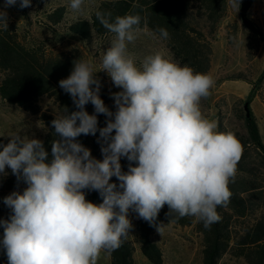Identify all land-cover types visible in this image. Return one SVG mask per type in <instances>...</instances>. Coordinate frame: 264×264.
Instances as JSON below:
<instances>
[{
	"label": "clouds",
	"instance_id": "9594fccd",
	"mask_svg": "<svg viewBox=\"0 0 264 264\" xmlns=\"http://www.w3.org/2000/svg\"><path fill=\"white\" fill-rule=\"evenodd\" d=\"M228 3L240 10L241 0ZM16 4L4 0L0 9V25L6 29V9ZM31 6L32 0H19L21 9ZM69 7L82 14L84 0H70ZM95 17L116 39L101 54L99 71L78 59L58 82L75 110L65 107L50 122L55 133L51 158L42 140L23 132L0 143V176L10 169L26 185L3 198L11 210L7 219H0V248L8 264H98L102 251L111 254L129 235L130 211L155 224L167 205V215L196 217L208 229L221 220L217 208L230 203L229 184L243 149L235 134L219 132L217 123L201 112L200 101L210 95L214 78L159 51L138 65L128 44L141 30V17L113 20L111 13L99 10ZM157 32L159 39H169L165 28ZM101 71L121 89L110 93L115 111L101 98L96 75ZM100 114L106 117L102 128ZM97 133L102 160L78 139ZM122 158L129 162L127 171ZM91 191L101 203L86 199Z\"/></svg>",
	"mask_w": 264,
	"mask_h": 264
},
{
	"label": "trees",
	"instance_id": "16d2710c",
	"mask_svg": "<svg viewBox=\"0 0 264 264\" xmlns=\"http://www.w3.org/2000/svg\"><path fill=\"white\" fill-rule=\"evenodd\" d=\"M256 1L258 0H241L239 10L243 26L254 36L255 49L261 41L264 42V28L256 26L248 16ZM0 2L4 3V0ZM16 6L19 7V0ZM229 8L228 0H100L90 19L69 21L66 8L59 5L45 13L44 24L55 33L77 36L92 48L97 39L115 35L99 23L95 17L96 11L111 13L113 20L116 16L139 15L140 29L156 33V37L159 36V28H165L169 32V39L163 41L182 65L190 66L195 72L208 74L212 55L211 43ZM21 10L29 19L30 15L25 8ZM28 37L18 29L8 14L7 29L0 25V95L8 103L19 105L30 113L40 114L48 128L47 135L40 140L44 142L50 159L51 141L55 138L50 122L55 118V114L41 112L37 102L47 96L54 101L60 113L65 111V107L69 111L75 110L70 96L59 87L58 82L68 77L73 68V61H86V57L78 48L48 52L45 42H40L32 36ZM96 75L102 83L101 98L106 106L115 111L108 84L111 79L103 71ZM247 100H250L251 104V98ZM247 100H239L233 108L242 123L239 128L229 129L223 118L218 120L217 130L235 134L243 151L234 182L229 184L232 192L230 203L227 207L217 208L221 220L208 229L199 219L195 224L196 232L201 235L203 243L201 264H220L226 255L243 259L246 264H264V140L250 105V117L247 116L244 108ZM86 110L90 114L93 113L91 103L86 105ZM105 123L106 117L100 114L98 126L102 128ZM98 137L99 133L96 136L81 135L78 139L91 150L94 158L102 160ZM7 142L8 139H0V143ZM128 163L126 159H121L124 171H127ZM7 172V176H0L2 189L15 190L26 187L23 182H17L10 169ZM112 181L118 183L115 177ZM86 199L97 204L102 202L95 191L87 192ZM168 212V206L165 205L155 224H149L137 217L136 233L140 250L152 264H164L162 249L154 240L155 231L159 226L175 224L185 227L195 223V217L181 218L178 214L169 216ZM2 237L3 228L0 227V239ZM135 253L136 246L128 235L122 246L111 253V262L136 264ZM0 264H8L2 248Z\"/></svg>",
	"mask_w": 264,
	"mask_h": 264
},
{
	"label": "rangeland",
	"instance_id": "374dc122",
	"mask_svg": "<svg viewBox=\"0 0 264 264\" xmlns=\"http://www.w3.org/2000/svg\"><path fill=\"white\" fill-rule=\"evenodd\" d=\"M99 2L100 0H84L82 14L72 12L69 7L70 0H32V6L25 8L27 14L30 15L29 19L24 16L18 6L7 8L6 11L13 23L27 37L32 36L40 42H45V48L48 52H61L78 48L84 53L86 61L91 62L94 68L99 71L101 54L111 46L116 35L97 39L90 48L79 37L55 33L44 24L45 13L53 7L64 6L67 19L74 21L80 18L90 19ZM3 4L0 2V9H3ZM248 16L256 26L264 28V0L256 1L249 10ZM253 37L243 26L239 11L236 12L230 5L228 14L221 22L211 43L212 55L208 75L214 78L215 84L210 89V95L201 99L200 109L205 118L217 123V127L221 117L229 129L239 128L242 123L233 108L239 100L244 102L250 97L251 110L255 115L264 140V42L261 41L258 48L255 49L256 43ZM128 51L138 65L145 57L158 51L167 58L179 62L165 41L150 35L146 29H141L137 33L136 40L128 44ZM1 76L0 73V78ZM108 84L110 93L121 91V89L113 86L111 81ZM37 106L41 112L60 114L58 107L50 97L40 98ZM18 132H23L22 134L29 137L43 139L47 135L48 128L42 121L40 114L30 113L19 105L8 103L0 95V139H8V136ZM24 188L4 190L0 187L1 219L8 218L11 214V210L4 205L3 198L13 191H23ZM129 219L133 225L129 233L130 238L136 246V251L141 253L139 238L136 233L137 214L130 211ZM197 220L198 218L195 217V223L191 226L162 224L158 227L159 231L156 229L154 240L162 249L164 264L202 263L203 243L201 235L195 229ZM147 262L152 264L148 260ZM220 264H246V262L243 259L226 255Z\"/></svg>",
	"mask_w": 264,
	"mask_h": 264
},
{
	"label": "crops",
	"instance_id": "0c3cea01",
	"mask_svg": "<svg viewBox=\"0 0 264 264\" xmlns=\"http://www.w3.org/2000/svg\"><path fill=\"white\" fill-rule=\"evenodd\" d=\"M110 81L111 80H109V82ZM147 260L148 259L142 254V252L140 253L139 251H136V253H135L136 264H148ZM98 264H112L111 254H108V253L102 251L100 254V257L98 259Z\"/></svg>",
	"mask_w": 264,
	"mask_h": 264
},
{
	"label": "water",
	"instance_id": "95a60500",
	"mask_svg": "<svg viewBox=\"0 0 264 264\" xmlns=\"http://www.w3.org/2000/svg\"><path fill=\"white\" fill-rule=\"evenodd\" d=\"M250 100H247L245 105H244V108H245V111L247 113V116L250 117Z\"/></svg>",
	"mask_w": 264,
	"mask_h": 264
}]
</instances>
